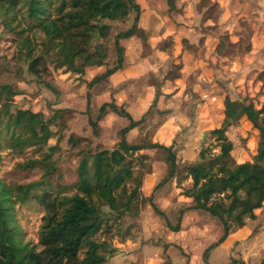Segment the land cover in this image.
<instances>
[{
  "label": "rangeland",
  "instance_id": "rangeland-1",
  "mask_svg": "<svg viewBox=\"0 0 264 264\" xmlns=\"http://www.w3.org/2000/svg\"><path fill=\"white\" fill-rule=\"evenodd\" d=\"M246 1L250 5L244 16L236 13V0H136L138 31L128 41L122 71H114L93 88L81 75L61 73L49 63V72L40 78L28 73L25 61H13L14 44L4 31L0 10V85H8L15 93L0 90V105L8 102L9 111L19 122L24 119L21 109L43 113L51 136L42 151L51 152L56 168L49 177L51 184L73 183L76 165L84 151L110 150L115 146L125 119L108 113L97 123V135L91 133L88 124L99 103L110 101L112 94L134 119L142 117L138 126L124 134L127 144H171L177 162L195 161L200 150L218 152L208 132L227 117L232 118L225 130L232 149L224 156L226 164L232 166L249 160L257 131L244 114L235 116L240 104H245L255 122L264 124V0ZM134 14L129 10L124 18L104 20L110 27L109 35L91 40V45L97 44L105 54L104 67L110 68L114 62L113 35L128 28ZM54 110L56 117L50 118ZM0 118L3 122L6 116ZM69 137L79 141L70 143ZM39 153L32 149L15 153L4 143L0 147V183L10 188L15 200L11 222L14 230L6 232L11 252L18 251L24 243L36 245L41 232L43 209L30 194L46 188L38 183L42 172L39 168L25 170L19 166L24 159ZM144 163L146 166L147 162ZM145 166L142 169L137 166L134 171H144ZM150 173L154 178L142 182L139 189L142 201L137 209L108 221L107 231L94 234L95 239H106L113 248L101 264H171L170 244L162 242L163 231L167 229L165 220L171 225L178 223L182 206L168 205L176 193L170 183L160 190V196L154 195L158 177L157 172ZM127 184L131 186V180ZM183 185H188L187 181ZM52 190L55 191L53 187ZM58 192L70 195L74 190ZM23 195L26 197L22 200ZM155 202L168 206L167 210L160 211ZM152 205L159 213L154 212ZM197 219L209 223L206 225L213 231L212 221L205 222L208 217ZM247 227L251 231L260 230L255 234L257 242L251 244L249 235L242 244L238 240L229 242L225 251L221 245H215V252L220 255L216 260L228 263L231 258H240L244 264L260 263L252 262L264 257V205L258 211V219ZM185 230L179 234L187 246L174 248V254L186 258L193 253L192 260L200 261L195 231ZM201 230L208 233L203 227ZM200 236L203 238V233Z\"/></svg>",
  "mask_w": 264,
  "mask_h": 264
},
{
  "label": "trees",
  "instance_id": "trees-1",
  "mask_svg": "<svg viewBox=\"0 0 264 264\" xmlns=\"http://www.w3.org/2000/svg\"><path fill=\"white\" fill-rule=\"evenodd\" d=\"M0 10L4 31L10 34L14 44L13 61H25L28 73L40 78L49 72L48 63L52 69L81 76L90 68L103 66L105 54L97 44L91 45V40L109 35L110 27L104 20L124 18L132 10L135 14L130 26L112 37V67H105L86 80L92 88L122 66V42L138 31L139 5L136 0H0ZM45 86L52 89L46 82ZM0 90L15 94L8 85H0ZM9 106L8 102L0 105V115L6 116L3 122L0 121V147L4 143L15 153L24 149L40 152L24 159L19 166L25 170L39 168L42 173L38 183L46 188L30 194L43 209L42 228L36 245L24 243L18 251L11 252L6 232L14 230L11 222L15 200L10 188L0 183V264L103 263L113 248L106 239H95L94 234L107 231L108 221L120 218L132 208L137 209L142 201L139 189L143 177L150 173L153 162L163 165V173L153 189L172 179L180 189L179 194L191 200L192 204L187 208L202 210L219 223L220 235L204 249L201 264H207L208 251L221 243L231 230L241 227L245 219L254 217V209L259 208L264 199V124L255 122L248 105L240 104L235 117L244 114L256 129L254 153L249 160L229 166L224 156L232 149V144L225 130L232 118L224 117L218 127L208 132L218 148L216 154L200 150L195 161L177 162L171 144H127L124 134L138 126L142 117L132 119L121 106L111 101L101 102L95 117L88 118L93 135L98 134L97 121L107 112L125 118L127 123L119 129L112 149L81 154L75 168L76 180L68 186H53L49 180L56 168L51 152L42 151L51 136L43 113L32 108L21 109L24 119L19 122L9 111ZM56 111L50 118L56 117ZM67 141L78 142L79 139L69 137ZM140 149H153V154L138 153ZM137 166L146 168L135 172ZM128 180H131V186H128ZM186 180L188 185L184 186ZM60 189H73L74 192L66 195L59 193ZM25 197L23 195L21 199ZM152 209L159 213L153 205ZM165 226L171 231L178 230V223L171 225L165 220ZM223 264L244 263L232 259ZM259 264H264V257Z\"/></svg>",
  "mask_w": 264,
  "mask_h": 264
},
{
  "label": "crops",
  "instance_id": "crops-1",
  "mask_svg": "<svg viewBox=\"0 0 264 264\" xmlns=\"http://www.w3.org/2000/svg\"><path fill=\"white\" fill-rule=\"evenodd\" d=\"M236 2H237L236 3V7H235L236 13L239 14L238 12H241L240 14H243L245 16L246 12H244V11H247L248 10L249 5H250V2H248L246 0H236ZM226 8H227V6H226ZM238 16H240V15H238ZM203 36H206V34H203ZM131 37H134V36H131ZM131 37L127 38L125 41L122 42L123 55H124V52H126V49H127L126 46L128 45V41H129V39ZM104 68H105L104 65L103 66H100V67L90 68V69H88L85 72V74L83 76H81V78H83L85 80H88L89 77L92 74H97V73L101 72ZM126 69H128V68H126ZM117 71L118 72H121L122 69L119 68V69H117ZM68 72H61V73H68ZM87 73H89V74H87ZM112 73H114V72H112ZM110 75H108L107 77H109ZM103 80H101V81H103ZM100 82H98V83H100ZM110 97H111L110 98V101L111 102H113L117 106H121L124 109V106L123 105L116 103L115 95L112 94V95H110ZM110 101L104 100L102 102H110ZM124 110L127 112L126 109H124ZM108 113H112V112H107L104 116H106ZM104 116L102 118H104ZM118 117H120V116H118ZM131 118L134 119L132 116H131ZM120 119H125V118L120 117ZM100 120H98L97 123ZM125 122L127 123V120L126 119H125ZM126 123L124 125H126ZM138 153H144V154L151 155V154H153V149H140L138 151ZM152 171L157 172V176L156 177H158V179H159V177L163 173V165L161 163H158V162H153L152 163V168H151V171L150 172H152ZM153 173L146 174L143 177L142 182L144 180H147V181L152 180L154 178ZM148 176H149V178H148ZM186 181H187V184H188V180H186ZM168 183L172 184L173 185V190L176 191L175 195L171 198V201L168 200V203H169L168 205H170L172 207H177V208L178 207L180 208L182 206V208H181L182 213H181V219L178 222V230L171 231L170 229H168V228L166 229L165 228V231H163L162 242L163 243H169L170 244L169 245V249H171V252H170L171 253V255H170V257H171L170 258L171 259V264H185L186 260H187V264H201L203 262L202 254H203L204 249L210 243L215 242L217 240V238L219 237V235H220L219 223L217 222L216 219H214L213 217H211L210 215H208L206 212H204L202 210L189 209V208H187L188 206H190L192 204L191 200L189 198L184 197L183 195L179 194L180 189L175 186L174 181L172 179L166 181L163 185H161L160 187L156 188L157 190L155 191V194L154 195L156 197L160 196V194H162V192H160V190H162L163 187H165V185H167ZM155 204H156V202H155ZM156 205H157V207H158V209L160 211H164V210L166 211L167 210V207H168V206L163 205V204H160V203L159 204H156ZM263 205H264V199L262 201L261 206L259 208L254 209V211H253L254 212V217L252 219H245L244 224L241 227H239L237 229L231 230L229 232V234L224 238V240L221 243L217 244L216 246L221 245V248H223L224 251H225V248L228 246L227 244L229 242H233L234 243V240H238L239 243L242 244L243 241H244V239L247 236H249V235L252 236L251 239L249 240V242L251 244L257 242V239H256L255 234H258L260 232V230L258 231V228H255V229H253L251 231V230L248 229L247 225H248L249 222H254V221H256L258 219V211L260 209H262ZM203 216L204 217H208V220H206L205 222L212 221V223L210 225L213 226V231H212V229H209L208 226L206 225V224H209V223H204V220L202 221V220H198L197 219V218H200V217H203ZM201 227H203V229H205L208 233H206L204 230H201ZM185 228H187V230L195 231L194 232V235H195L194 238H197L196 242L198 243V247H199L198 252L201 255L200 261L199 260L198 261H193L192 260L194 258L193 253L190 254V257H186V258H184L183 255H181V254H174V248H178L179 246L181 247L182 245L187 246V243H185V240L183 238H181V236L179 234V233H182V232L186 231ZM196 230H199V231H196ZM201 233H203V235H204L203 238H201V236H200ZM204 233H206V234H204ZM211 233H215V236L213 237V235ZM251 233H252V235H251ZM174 235H177L176 238H174L175 237ZM253 239H254V241H253ZM214 248L215 247H212L208 251V254H207V257H206V263L207 264H223V263L219 262V260H216V257L217 256L220 257V255L219 254L218 255L216 254ZM232 259L242 261L240 258H231V260ZM211 260H213V261H211ZM254 262H258L259 263L260 260H254L252 263H254Z\"/></svg>",
  "mask_w": 264,
  "mask_h": 264
}]
</instances>
